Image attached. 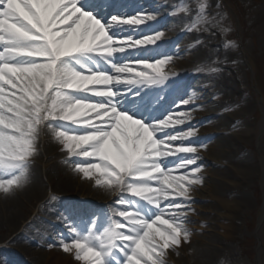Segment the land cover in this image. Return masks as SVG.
I'll use <instances>...</instances> for the list:
<instances>
[{
	"label": "snow or ice",
	"instance_id": "obj_1",
	"mask_svg": "<svg viewBox=\"0 0 264 264\" xmlns=\"http://www.w3.org/2000/svg\"><path fill=\"white\" fill-rule=\"evenodd\" d=\"M111 7L112 0H0V191L22 187L39 136L51 132L75 173L116 193L110 207L118 221L108 217L86 234L67 225L62 252L81 264H165L170 250L189 241L187 193L201 181L195 171L177 177L162 166L166 157L197 151L170 143L195 132L172 134L168 129L183 120L157 118L150 101L136 102L167 79L169 61L136 70L119 61L155 45L162 33L133 45L119 33L138 31L146 20L106 15ZM194 164L189 157L175 167Z\"/></svg>",
	"mask_w": 264,
	"mask_h": 264
},
{
	"label": "rangeland",
	"instance_id": "obj_2",
	"mask_svg": "<svg viewBox=\"0 0 264 264\" xmlns=\"http://www.w3.org/2000/svg\"><path fill=\"white\" fill-rule=\"evenodd\" d=\"M146 1L113 0L112 3H118L120 10L123 11L124 9V11H127L132 5H138L139 8H143ZM213 1L218 6L212 12L214 19L211 21L212 26H210L208 34L214 35V45L219 47V50L230 58V60L228 59L230 64L224 67H220L219 64L215 66V63L210 58L197 64L194 63V68L189 67L190 61L187 57L194 55L197 58L200 54L199 52L205 48V44L201 43V41L193 44L187 43L191 41L193 36L196 38L204 32L200 28L201 24H199V21L195 19L189 20L192 28L188 32L184 29L179 33H174L172 27L169 28V26L163 25L164 23L160 24L161 21L166 20L167 14L161 15L162 17L160 18L159 12L145 11L143 8L138 9L137 12L133 11V13L129 12L119 15L118 11L113 13V5L109 12L105 14L109 16L115 14L117 18H140L146 20L145 26L139 27L141 32L138 34L133 33L137 26H131L134 29L133 31L119 33L121 38L130 39L132 44L136 40L152 39L155 35L162 33L161 41H157L155 45H147L143 49L154 50L159 46V43L164 45L166 42L174 40V47L171 50L165 53H157L152 59L149 58L150 60L147 57H138L142 52L140 50L143 49H135L140 52L135 54L133 60L128 62H134V64L139 66L142 63H156L155 60L157 59L168 60L169 63L162 72L164 75L194 70L192 72L194 76L189 79L191 83L181 85L183 97L177 98L173 103L174 107L177 104L180 106L185 105V109L170 111L168 115L173 116L174 119L184 121V123L178 125L179 128H182L185 124L188 126L187 129L177 131V134L188 131L190 129L189 123L192 126L193 124H198L193 122L202 121L200 132L192 137V144H186L185 141L180 142L181 144H172L173 146H194L197 151L194 154H177V156L182 157L180 160H177L176 157L164 158L166 163L162 166V169L171 168L172 175L177 177L181 175L190 176L194 171L197 173V178L200 179L201 183L189 186L187 193L189 203L187 211L189 215L187 216L188 219H185V227L191 233V236H200L201 239L213 236L217 238L219 249L215 253L216 264H258L259 239H261L264 248V220L259 227L264 204V153H261V148L258 144L260 136L261 141L264 143V21L260 20V13L257 7H249L251 5L250 0ZM155 2L157 3L156 6L161 4L158 0H155ZM164 8L169 11V14L177 15L178 17L180 13L189 12L191 7L186 2L180 4L177 8L176 6H165ZM154 14L158 18L147 20V17L154 16ZM156 21H159L158 25L154 24ZM149 25L154 26V28L152 29ZM144 27H146L145 30L148 29L150 31L143 30ZM192 31H195L198 35H189ZM185 42L187 46L182 47L186 45ZM172 45L170 44V46ZM176 49H180L182 52L175 53ZM109 72L111 74V71ZM219 75L224 76V79L235 87L236 92L242 95L241 103L231 107L225 103L221 95L214 97L211 89L205 90L202 87H193L198 81L200 83L207 81L210 83L213 80L212 78ZM166 92L167 89L163 91V97H166ZM194 94H197L198 97L192 98L193 104L189 103L190 106L187 105L190 95ZM87 100L94 101L95 99L87 97ZM143 101L149 100H143V98L136 100L138 104H142ZM153 109L155 110L154 112H160L162 107L158 104H153L149 111ZM180 112H184L186 115L181 117L179 115ZM166 116L165 114L163 117ZM68 127L73 131L76 130L74 126ZM45 132H43V137L46 139L41 141L42 137L41 135L39 136L37 149L40 153L44 151L49 154L48 157L51 158V161L48 162L53 165L54 171L51 176H54V181L52 184H49L50 182L46 184L45 194L43 192L45 198L43 197L44 200L41 203L52 197L56 201L53 204L55 207L59 200L60 202L71 201L74 206H83V208L86 207L87 209L67 211L64 209L57 210L52 205H45L39 218L33 219V216H29L30 218L26 221V223H29L26 232L27 237L22 234V229L17 231L19 238L16 239L15 244H23L27 240L30 245L28 249L17 250L16 247H11L10 245L3 248L0 247V253H2L0 261L3 264H47L46 259L49 251L44 245L47 238L42 236L47 228L53 230L50 244L54 248H60V240L67 239L69 236L70 229L67 225H72L75 230H78L86 222L84 215L93 217L97 210H101L111 219L118 221L117 217L112 216L110 207L116 199L114 191H111L109 198L102 202L89 197L88 194L82 198L77 194L68 195L61 193L63 192L60 187L61 178L64 177L63 175H68V169L63 167L64 162L57 160L64 159L66 162H71L68 154L63 151L62 146L54 140V136H48V131ZM220 135L230 139L235 145L237 151L232 156L234 159L230 160V157L226 159L221 151L222 149H218L216 140L217 136ZM211 154L213 155L211 156L212 158L209 157ZM189 157L200 160L201 164L196 163L197 165L188 166L183 171L174 169L176 164L184 163ZM73 160L81 165L91 163L78 160V158H73ZM71 165L75 166L73 163ZM58 170L62 173H59ZM77 174L80 175L81 173ZM87 181L93 188H98L93 181ZM216 182H221L228 188L229 195L231 197L234 196L233 199L237 201V205L234 208L225 207L220 200L213 196L215 193L211 183L214 184ZM56 193L58 195H55ZM245 197L249 198V203L246 205L241 204V202L244 203ZM128 199L132 200L133 198ZM29 208L31 206L26 209L28 210ZM224 213H228L233 218V228L224 229L222 227ZM6 232L0 227V241L6 235ZM35 236H38L44 244L33 243L32 239ZM191 236L189 239H193ZM53 240L56 243H53ZM181 251L182 248H178L167 253L165 264H203L197 263L191 254L190 257L186 258ZM262 261L264 264V252L262 253Z\"/></svg>",
	"mask_w": 264,
	"mask_h": 264
},
{
	"label": "bare ground",
	"instance_id": "obj_3",
	"mask_svg": "<svg viewBox=\"0 0 264 264\" xmlns=\"http://www.w3.org/2000/svg\"><path fill=\"white\" fill-rule=\"evenodd\" d=\"M158 1L161 4L159 6H156L157 3L155 2V0H147L144 3L143 8L145 9V11H154V13L159 12L160 18L164 16V14H167L168 16L166 20L161 23L162 24L164 23L163 25L169 26V28L172 27V31L174 33H179L184 29L186 32H188L192 28V24L189 22V20L195 19L196 21H199V24H201L200 28L204 31L203 34L200 35L201 37L198 36L195 38V36L193 35H198V34H196L195 31H192L189 33V35H192L193 38L191 39L190 42L186 41L187 43H191V44L201 41V43L203 42L205 44L204 50L199 52L200 54L197 58H195L194 55H189L187 57L188 60L190 61V66H189L190 68H194L195 64L203 62L207 58L212 59L213 62L215 63V66L219 64L220 67H224L230 64L229 62L230 58L224 55V52L220 51L219 47L214 45L215 43L214 35L208 34V30H210V26H212L211 21H213L214 19V17H212V12L215 11L218 6L215 1L213 0H158ZM186 2L191 7L190 11L185 13H180L178 17L177 15L169 14V11H167L164 8L165 6H174V7L176 6L177 8L180 6V4ZM250 4L251 5L249 7L251 8L257 7V9H259L260 20L264 21V0H250ZM204 5H206V7H204ZM201 8H203V11H201ZM137 11L138 9L135 10V12ZM154 17L158 18V16L155 14ZM140 26H145V25L141 24ZM132 27H136V26H132ZM145 29L146 27L143 28V30ZM139 32L140 30L138 31L135 30L133 33L138 34ZM187 43L182 47H186ZM170 44L173 45L170 46ZM173 47H174V40L172 39L171 41H168V44L163 45L162 43H160L159 47L157 46V48H155L154 50H149L148 52L145 53L154 56L156 55V52L165 53L171 50ZM137 51L134 52L132 51L133 55L137 54ZM180 52H182L180 49H176L175 51V53H180ZM128 55L129 54H125L122 58H125ZM161 61H163V59L157 60L156 63ZM162 75L164 76V74ZM166 77L167 79L164 80L162 84L151 88H146L145 93L148 92L147 94L149 97L155 96V101H157L158 95L156 96V94L158 93V91L162 89V87H164L165 85H169L170 89H175L176 84L179 83L181 84L183 79H185L184 72L172 75L171 77H168L166 75ZM212 79L213 80L210 83L208 81L205 83H200V81H198L193 87L195 88L202 87L205 90L211 89L214 97H217L216 95H221L225 103L231 107L238 105L239 103L242 102V95L236 92L235 87L230 85L229 82L226 79H224V76L219 75V76H215ZM176 93H178L177 90ZM72 95H76V94H72ZM236 97H237V101H236ZM169 100L168 99L166 101L164 100L161 103V105L170 102ZM196 123H198L196 124V126L200 124V122H196ZM174 129L175 127L168 129V131L173 134ZM192 131H194L196 134L200 132V129H196ZM43 135L44 134L41 133V137H42L41 141L46 139L43 137ZM50 135L53 136L51 132H48V136ZM190 138L187 141L192 140ZM194 141L196 140L194 139ZM174 142H170V143L176 145ZM216 142L218 143V149L220 150L222 149L221 151L223 152L224 157L226 159H228L229 157L230 160L234 159L232 156L235 154V151H237V149L230 139L220 135L217 136ZM38 144L39 141L37 140L36 153L30 160V166L28 169L27 178L23 182L22 187L19 190L12 189L7 194L0 191V227L2 230L7 231L6 235L3 236L0 241V247L2 248L4 246L10 245L11 247H16L17 250L23 251L24 248L28 249L30 245L28 244L27 240H25L23 244H15L16 239L19 238V235H17L18 229L19 230L22 229V234H24L27 237L26 232H27V228L29 227V223L28 222L26 223V221L30 218L29 216H33V219L39 218L41 216V213L43 212L42 210L45 205L53 206V204H55L56 202L55 199L51 197L49 200H46L44 203H41L44 200L43 192L45 194L46 184L48 182H50L49 184H52L54 181L53 180L54 176H51L54 170H53V165H51L48 162L51 161V158L48 157L49 154L45 153L42 150H41L42 152L40 153L39 150L37 149ZM260 148H261V153H264V143L262 141H260ZM211 156L213 155L212 154L209 155L210 158H212ZM57 161L64 162L63 167H65V169H68V175H63L64 177L61 178L60 187L61 190L63 191L61 192L62 194L64 193L68 195L77 194L80 195L82 198H84L86 194H88L89 197L95 200H99L100 202H102L103 200L105 201L109 198L111 191L105 188H95V187L93 188V186L90 185L87 180L83 179V174L78 175L77 173H75L74 166H72L71 163L66 162V160L64 159H58ZM46 162H48V164H46ZM196 163L200 165L201 161L196 160ZM174 169L183 171L186 170V167L183 168L174 167ZM58 171L59 173H62L60 170ZM5 179L6 182L7 177H5ZM91 181L96 183L95 180H91ZM211 187L213 188V192L215 193V195L213 196L218 200H220L225 205V207L234 208L237 205L236 203L237 201L233 199L234 196L231 197V195H229L228 188L225 187L221 182H216L214 184L211 183ZM55 195L58 194L56 193ZM247 203H249V198L245 197L244 203L241 202V204L246 205ZM29 206H31V208L27 210L26 208ZM53 207L56 208L57 210L64 209L67 211L68 210L77 211V209L80 210L87 209L86 207L83 208V206L82 207L74 206L71 203V201L60 202L59 200L56 204V207L55 206ZM223 215L224 216H223L222 227L224 229L233 228L232 225L233 218L228 213H224ZM262 216L260 219V224L264 219V214ZM185 219L187 220L188 217H186ZM109 222L110 221L108 220V217L105 214H103L101 210H97V212H95L94 220L89 225L91 227L92 232L95 233L98 227L107 224ZM78 234H86V230L83 229L79 231ZM42 236L44 238H47L45 244L38 236H35V238L32 240L34 241L33 243H37V244L40 243L46 245L45 247H47V250L49 251L48 258L46 259L47 264H81V262L76 261L72 255L62 252L61 245L60 248H54L50 244L52 242V236H53V230L51 228H47L45 232L42 234ZM191 237H193V239H189V241L181 242L180 248H182L181 252L185 254L184 256L188 258L190 257L191 254L194 257V259L197 261V263L200 262L203 264H216L215 253L219 249L218 247L219 241L217 240V238L215 236L208 237L207 239L206 238L201 239L200 236H191ZM53 243H56V241L54 242L53 240ZM171 251L172 250H170L168 253H170ZM260 253H262L261 250ZM1 254L2 253H0V256ZM0 264H3V262L0 261Z\"/></svg>",
	"mask_w": 264,
	"mask_h": 264
}]
</instances>
